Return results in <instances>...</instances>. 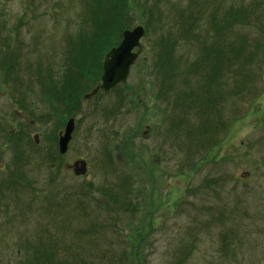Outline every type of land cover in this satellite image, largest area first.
<instances>
[{
  "label": "rangeland",
  "instance_id": "374dc122",
  "mask_svg": "<svg viewBox=\"0 0 264 264\" xmlns=\"http://www.w3.org/2000/svg\"><path fill=\"white\" fill-rule=\"evenodd\" d=\"M120 1L125 12L112 8L115 0H0V43L10 35V45L19 48L13 60L34 72L38 61L61 68L70 45L90 42L95 28L118 12L128 10L129 29L144 28L125 83L77 104L60 158L51 156L65 122L63 104L53 94L52 103L44 97L46 83L28 82L26 109L36 125L28 127L27 141L6 147L3 156L0 182L10 178L0 191V264H27L46 239L57 247L53 261L69 264H264V50L238 93L236 61L223 72V98L211 110L213 134H201L194 109H173L176 92L160 90L156 73L159 37L176 38L178 22L190 24L198 11L196 39H176L175 58L193 61L201 42L222 45L230 60L242 38L244 45L264 46V0ZM228 8L250 16L219 35L207 33L205 21L220 20ZM172 84L181 87L174 78ZM6 104L0 94V107ZM108 108L111 115L103 114ZM77 159L86 163L83 176L63 168ZM124 176L138 204L131 214L107 207L104 195L116 192ZM129 226L144 235L136 255Z\"/></svg>",
  "mask_w": 264,
  "mask_h": 264
},
{
  "label": "trees",
  "instance_id": "16d2710c",
  "mask_svg": "<svg viewBox=\"0 0 264 264\" xmlns=\"http://www.w3.org/2000/svg\"><path fill=\"white\" fill-rule=\"evenodd\" d=\"M95 1L97 3H100L98 2V0ZM192 1L190 3H192ZM115 3L116 5L112 7L113 9L115 7L116 8L121 7L122 8L121 11L125 12V9H123L125 7H123V3L120 0H115ZM127 11L128 10H126V15H124V12H118L117 14L114 15V17H112V19L104 27H101L100 29L95 28L96 33L92 34L90 42L86 41L85 43L82 44L72 45V47L70 45L68 47V51L66 52L67 55L65 57L64 63L62 64V69L64 68L65 70L66 69L64 67L66 66L65 64L66 63L72 64L73 61L77 58L85 59L87 54L95 58L100 65L103 54L106 53L111 47H114L119 43L121 38V33L123 30L129 29V26H127V20L129 18ZM182 13L183 12H181V14ZM181 14H179V16H181ZM177 15L178 14H176V16ZM196 16L197 17L194 20H192L191 23L188 25H186L184 22H180V23L178 22V31H177L178 34L176 38H173L174 36L172 34L169 35V33L166 34L168 35L166 39H164L163 37H159L158 40H161L160 42L161 45H157L155 43L158 48L156 54V73L161 78L159 83L160 90H168L170 86L169 89L176 92L174 94V100L172 102L173 109L180 107H186L187 109L190 108L194 109L196 113V117L197 118L199 117L198 127L201 128L200 129L201 134L204 135L211 132L213 134V130L215 129L214 126L212 125L213 119H212L211 110L215 108L214 103L215 102L218 103V101H220L223 98V93L220 89L221 79H222L221 77L223 75V72H226V70L232 71L233 60L236 61L234 68L235 71H233L232 74L234 72L236 74L235 76L236 86L234 87V91L235 93H238V90H241V88L245 86L246 82L249 81L250 74L252 72L250 67L252 61L258 55V52L260 50H264V46L257 44L252 46L244 45L245 44L244 39L242 38L241 43L237 42L236 45H232V60H230L227 50H225L222 45L214 46L213 44L210 43L209 45H204L203 42H201V45H198V54L193 61L187 62L186 58L185 59L175 58L174 50H175L176 39H181L184 41L196 39V35H191V34H193L196 27L200 26V23L195 22L196 19L200 16V11L197 12ZM249 16L250 15H248L247 12L243 9L228 8L224 12V15L220 20L217 21L215 19L216 23L214 22V19H212V17L209 20L205 21V23L207 24L205 31L207 33H212L213 31L217 35H219V33H221L223 29L225 31L226 28H231L232 26L241 23L242 20L244 21L245 18ZM93 18H99V16L96 15V17ZM91 20L92 18L90 19V22ZM92 22H95V20L93 19ZM194 23H196V25ZM262 32L264 36L263 28H262ZM158 40H156L155 42H157ZM198 40L199 39H197V41ZM239 60H241V62H238ZM262 60H264V55ZM181 64H183L184 68L179 71L177 69L181 66ZM81 68H82L81 70L82 72L84 68L83 67ZM99 74H100V69L98 71V75ZM171 78H174L176 79V81L179 82V86L181 87L178 90L177 88L174 87V84L170 85ZM191 79H194V81H196V84L194 86L190 82ZM98 83H99L98 78L80 80V78H78L77 76L74 78L72 75L68 76L67 78H60L59 88L53 94H55L56 97L55 99L57 100L58 98V101L61 104H63V107L60 111L65 114L63 120H65L66 117H70V115L75 113L76 106L80 102L82 95L88 92ZM51 88H52V84L49 85L48 89ZM43 90H46L45 87L43 88ZM160 94L163 95L164 93H160ZM43 95L46 99H48V101L50 100V103H52V97H53L52 93L48 95L45 92H43ZM132 95L130 93V96ZM124 97L128 98L127 96ZM124 97L122 96V98ZM112 112L113 110L110 111L109 108L103 109V114L111 115ZM171 127L172 128L176 127V125L172 124ZM125 145L122 144L120 151L121 154H123V152L126 153ZM127 152L129 151L127 150ZM132 154L133 153L130 154L128 153V156L130 157ZM53 156L60 158L62 155H60L56 151L54 152V154H52L51 157ZM107 160L108 163H113L110 157H107ZM127 180L128 177L124 176L123 179L121 178L119 184H117L116 188L120 192L116 190V192H113L109 195L106 194L104 195L107 198L106 200L107 207L118 206L119 208H124L122 210H124L128 214H131L134 212L135 209L138 208L137 207L138 204L136 203V201L130 199L131 191L129 194L127 193L128 191L127 190L128 187H126ZM149 223H150L149 228L151 230V228L153 227L152 221L149 220ZM132 231L133 228L129 226L128 232L132 233ZM132 234H134L135 240H132V242H130V248L134 252V255H136L138 254V249L143 242L144 235L142 231L134 232ZM41 242L42 243L39 244V247L36 246L33 248L34 250L33 257L27 262V264H69L70 263L69 261L54 262L53 253L56 252L55 249H57V247L54 244H51L52 242L51 239H46L45 241L42 240ZM78 264H85V263L80 262Z\"/></svg>",
  "mask_w": 264,
  "mask_h": 264
},
{
  "label": "flooded vegetation",
  "instance_id": "af4514ba",
  "mask_svg": "<svg viewBox=\"0 0 264 264\" xmlns=\"http://www.w3.org/2000/svg\"><path fill=\"white\" fill-rule=\"evenodd\" d=\"M10 37L11 36L9 35L6 40L0 43V94L7 98L8 102V105L6 104L5 107H0V170L4 168L3 156L6 147L12 145L20 147V145L28 139V127L36 125L35 119L30 117L29 112L26 109L28 106L27 99L29 97L27 92L30 87L28 86V82L35 80L40 81V83H46L47 86H44V83L42 85L46 89L45 93L49 95L58 90L60 78H67L72 75L74 78L77 76L80 80L98 78L100 81L103 60L102 58L99 65V62L95 58L87 54L88 57L86 56L85 59L77 58L72 64L66 63V66H64L66 68L65 70L64 68L62 69V65L60 68V65L56 62L47 60L44 61L43 64L40 60L41 62L38 61L36 63L34 72L31 71V67L26 63L18 64L13 60V57L19 55V48H14V45H10L13 43H11ZM23 65L25 66L23 67ZM15 66L17 68H15ZM92 66H94L95 70L92 69ZM81 67L84 68L82 71L83 73L81 72ZM99 69L100 74L98 75ZM49 82H52L53 84L52 88L48 90L47 87L50 85ZM41 93L43 94L42 91ZM55 102H57L56 99ZM53 110L58 111V107ZM71 116H73V114ZM54 117L52 116L50 119L53 120ZM67 119H65V122ZM59 132L60 129H57L56 141L58 140ZM31 138L32 142L37 144L39 134L35 133ZM9 178L10 175L7 181L0 182V191L6 189V184L8 183Z\"/></svg>",
  "mask_w": 264,
  "mask_h": 264
},
{
  "label": "water",
  "instance_id": "95a60500",
  "mask_svg": "<svg viewBox=\"0 0 264 264\" xmlns=\"http://www.w3.org/2000/svg\"><path fill=\"white\" fill-rule=\"evenodd\" d=\"M143 33V27L140 25L122 32L119 44L104 55L100 83L85 93L82 97L83 99L86 100L93 97L98 90L107 91L116 84L125 83L130 66L140 54L141 45L139 41ZM73 130L74 118L70 117L58 135L57 148L59 154L63 155L66 153ZM65 167L70 169L75 176H83L86 173V163L82 159H77L72 164H66Z\"/></svg>",
  "mask_w": 264,
  "mask_h": 264
}]
</instances>
